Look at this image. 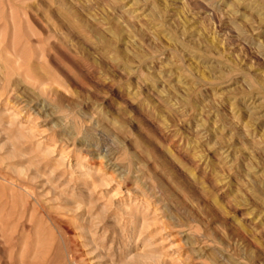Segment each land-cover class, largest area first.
<instances>
[{"label": "rangeland", "instance_id": "1", "mask_svg": "<svg viewBox=\"0 0 264 264\" xmlns=\"http://www.w3.org/2000/svg\"><path fill=\"white\" fill-rule=\"evenodd\" d=\"M0 264H264V0H0Z\"/></svg>", "mask_w": 264, "mask_h": 264}]
</instances>
